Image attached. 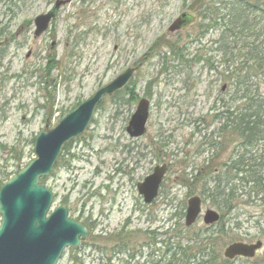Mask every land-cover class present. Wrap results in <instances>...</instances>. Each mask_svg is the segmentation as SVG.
Masks as SVG:
<instances>
[{"label": "rangeland", "instance_id": "1", "mask_svg": "<svg viewBox=\"0 0 264 264\" xmlns=\"http://www.w3.org/2000/svg\"><path fill=\"white\" fill-rule=\"evenodd\" d=\"M55 1L0 4V40L9 39L0 48V187L34 159L39 133L129 68L136 98H105L44 181L51 208L65 204L90 232L57 264H163L193 196L201 213L223 215L214 227L221 252L232 242H262L254 259L228 264H264V184L254 188L224 167L264 159V141L244 146L215 117L252 109L248 98L264 113V59L260 66L249 53L264 50V0H71L34 39L33 19ZM182 13L192 22L169 33ZM141 99L149 101L147 132L131 139L125 128ZM163 164L159 195L144 205L136 184ZM258 172L264 178L263 166ZM220 173L233 189L232 199L221 194L222 211L212 193ZM203 227L200 216L189 233Z\"/></svg>", "mask_w": 264, "mask_h": 264}, {"label": "water", "instance_id": "2", "mask_svg": "<svg viewBox=\"0 0 264 264\" xmlns=\"http://www.w3.org/2000/svg\"><path fill=\"white\" fill-rule=\"evenodd\" d=\"M71 0H56L52 7L33 19V37H42L59 10ZM191 16L182 13L168 27L175 33L192 22ZM6 42H0V47ZM135 69L129 68L106 86L98 89L90 98L66 114L58 124L41 132L35 138V158L5 182L0 188V264H57L67 248H77L89 233L79 222L68 218L66 206L50 211L52 192L42 179L49 176L62 147L80 136L87 128L95 108L104 97L115 94L131 80ZM149 102L141 99L125 129L130 138L146 133ZM166 172V165L156 166L136 188L143 203L148 205L158 196L159 186ZM201 214V200L194 196L187 201L184 225L191 227ZM219 214L207 209L202 217L204 225H213ZM262 247L254 244L232 243L223 251V257L251 259Z\"/></svg>", "mask_w": 264, "mask_h": 264}, {"label": "trees", "instance_id": "3", "mask_svg": "<svg viewBox=\"0 0 264 264\" xmlns=\"http://www.w3.org/2000/svg\"><path fill=\"white\" fill-rule=\"evenodd\" d=\"M4 1L6 0H0V4ZM7 1L14 2V5L19 2V0ZM233 12L236 13V16L239 15V9L233 8ZM259 49L260 50L256 47H250L249 53L251 54V59L261 66V61L264 59V50H261V48ZM122 93L129 95L133 99V102L136 101V98H134V91L128 89L127 86L107 98L115 99ZM257 102H259L257 98H248L247 106L252 107L253 105L252 109H244L242 111L239 110V108L233 111L226 109L220 115H215L217 118H225V124L228 125L227 128H229L230 133L235 134L237 139L240 140V142H243L244 146L251 148L259 147L260 143L264 141V130L261 129L264 127V122L262 120V118H264V113L263 111H260L259 105L255 106ZM221 130H223V128ZM213 144L214 143L210 145L213 146ZM254 160L255 161H252L251 157L246 159L238 157L233 164H226L224 167L230 171L236 170L240 174L243 173V175L237 180L241 182L247 179L246 182H252L254 188H256L264 184V178H262L258 172L259 166H263L264 171V159L259 161L256 159ZM225 178L226 179H223L222 174L220 173L217 179L219 181H212V193L214 194L213 205L219 211H222L226 206L222 201L221 203L218 202L221 200V194H224L223 199L225 197L230 199L233 198V189L228 187L231 182L228 179L229 175L226 174ZM222 220L223 215H221L220 220L216 225L212 227H203L193 233H189L191 228L186 229L182 224H179L175 228V235L180 237V239L174 240L170 245H166L164 253L165 260L163 264H228L229 261L222 258L219 249L221 231L214 228L219 225ZM117 237H119V235H117ZM244 262H247V260H244Z\"/></svg>", "mask_w": 264, "mask_h": 264}]
</instances>
